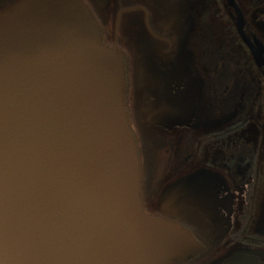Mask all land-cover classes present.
Masks as SVG:
<instances>
[{"label": "flooded vegetation", "instance_id": "flooded-vegetation-1", "mask_svg": "<svg viewBox=\"0 0 264 264\" xmlns=\"http://www.w3.org/2000/svg\"><path fill=\"white\" fill-rule=\"evenodd\" d=\"M83 2L122 50L143 210L204 242L170 264H264V0ZM163 84L198 117L147 122Z\"/></svg>", "mask_w": 264, "mask_h": 264}, {"label": "clouds", "instance_id": "clouds-1", "mask_svg": "<svg viewBox=\"0 0 264 264\" xmlns=\"http://www.w3.org/2000/svg\"><path fill=\"white\" fill-rule=\"evenodd\" d=\"M86 53L71 21L0 27V264H147Z\"/></svg>", "mask_w": 264, "mask_h": 264}, {"label": "water", "instance_id": "water-1", "mask_svg": "<svg viewBox=\"0 0 264 264\" xmlns=\"http://www.w3.org/2000/svg\"><path fill=\"white\" fill-rule=\"evenodd\" d=\"M19 18L40 23L71 21L87 37L86 63L88 69L98 75L104 84L111 127L125 167L127 193L133 206L141 213L142 250L147 264L186 262L204 252V242L192 230L149 214L142 208L139 195L143 164L125 107L126 75L121 48L116 43L108 46L83 0H13L0 7V27ZM147 83L141 81L140 85L144 84L146 90H153L154 87ZM163 87L165 90L158 93L156 98L144 95L142 91L140 101L147 103L146 110H143L147 122H174L172 118L179 121L185 116L198 117L194 111L174 112L172 106L176 97H173V86L163 84Z\"/></svg>", "mask_w": 264, "mask_h": 264}]
</instances>
